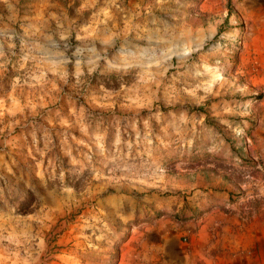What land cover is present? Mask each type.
<instances>
[{"label":"rangeland","instance_id":"1","mask_svg":"<svg viewBox=\"0 0 264 264\" xmlns=\"http://www.w3.org/2000/svg\"><path fill=\"white\" fill-rule=\"evenodd\" d=\"M0 264H264V0H0Z\"/></svg>","mask_w":264,"mask_h":264},{"label":"trees","instance_id":"2","mask_svg":"<svg viewBox=\"0 0 264 264\" xmlns=\"http://www.w3.org/2000/svg\"><path fill=\"white\" fill-rule=\"evenodd\" d=\"M259 97V96H258Z\"/></svg>","mask_w":264,"mask_h":264}]
</instances>
